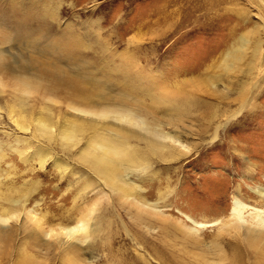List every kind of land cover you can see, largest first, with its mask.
Listing matches in <instances>:
<instances>
[{
	"label": "rangeland",
	"instance_id": "1",
	"mask_svg": "<svg viewBox=\"0 0 264 264\" xmlns=\"http://www.w3.org/2000/svg\"><path fill=\"white\" fill-rule=\"evenodd\" d=\"M0 105V264H255L264 212L231 208H264V0H0ZM122 129L178 142L129 136L123 192L84 159Z\"/></svg>",
	"mask_w": 264,
	"mask_h": 264
},
{
	"label": "bare ground",
	"instance_id": "2",
	"mask_svg": "<svg viewBox=\"0 0 264 264\" xmlns=\"http://www.w3.org/2000/svg\"><path fill=\"white\" fill-rule=\"evenodd\" d=\"M228 55L232 56V58L234 57L241 58L240 54H235L234 52L228 53ZM142 86H143V79L138 76V88L141 89ZM149 90L151 89H148L146 91ZM5 107H7V111L9 112V116H10L11 103L9 100H6ZM181 107L184 108V106L181 105L180 103H177V101L170 103L171 110H177ZM2 108H3L2 105H0V112L2 111ZM1 117L2 115L0 114V118ZM79 122H80V126L77 129H75V131L83 130L85 128H92V127L93 129H95L97 127V122L94 120L81 118ZM41 125L44 126L45 129H50L49 126L43 121L41 122ZM75 131L71 130L68 136L73 135ZM4 132L6 137L5 138L3 137L2 139L0 138V154L2 151V147L6 146L7 148L11 143L10 142L11 134L6 133L7 132L6 130ZM120 133L121 134L119 136L117 135V133L115 135L110 133L106 136L93 138L91 142H89L87 146L84 148V149H88V152L83 151V153L86 152L84 155L85 161L93 166L95 172L99 176L101 183L109 189L123 192L129 187L130 184L129 182L124 180L123 172L119 173L115 171L114 167L116 165L119 166L124 165L125 169L146 168L148 165V161L145 157L147 152L145 153V155H142L141 152L139 154L137 151L132 150L130 148L132 147V145L128 141L129 136L131 135L137 136L140 142L143 141L148 143L153 153L157 152L158 149L159 150L167 149L170 152H172L173 155L176 153L175 148H177L176 143L178 142L174 141V139L176 140L177 137L175 138L174 136H169L165 134L162 135L158 130H150V129H146L145 131L138 130V131H133L132 132L133 134H131L130 131L122 129ZM178 140L180 141L179 138ZM0 157H5V156H2L1 154ZM117 159H124L126 162L125 163L118 162L116 161ZM260 192L261 194L264 195V189H261ZM13 201L15 203L17 202V200L14 198ZM232 203L233 205L231 208V213L235 217V219L236 218L239 219L241 217L242 210L245 207L254 208L258 211L264 212V208H259L256 206H251L249 204H246L236 195L233 197ZM8 219L9 217L0 214L1 223L6 222ZM195 222L199 226L205 225L202 222H198V221ZM236 225L238 228L239 225L238 224ZM79 227L85 229L90 234H94L99 230L100 226L97 224L94 229H90L88 222L80 221L79 224L68 227L67 231L69 234H73L74 232H76V230ZM10 232L11 231L8 230L6 226L0 225V238H3L6 234L8 236ZM252 232L253 233H249L246 236L248 246L252 248L255 252L256 255V259L254 261L255 264H264V249H263L264 232L260 229L256 230L255 232L253 230ZM85 239L83 240L85 241ZM230 264H242V260L241 258H239V254L235 255L234 258L231 259Z\"/></svg>",
	"mask_w": 264,
	"mask_h": 264
}]
</instances>
